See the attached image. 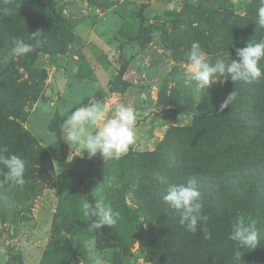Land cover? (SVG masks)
<instances>
[{"label": "rangeland", "instance_id": "1", "mask_svg": "<svg viewBox=\"0 0 264 264\" xmlns=\"http://www.w3.org/2000/svg\"><path fill=\"white\" fill-rule=\"evenodd\" d=\"M259 6V0H0V147L26 162L22 187L0 175V264H91L88 246L104 264H264V134L248 138L242 128L250 119L264 124V81L254 80L260 88L253 90L251 82L217 75L201 89L182 68L193 43L210 61L227 64L237 59L235 48L264 39ZM123 27L141 31L127 39ZM37 30L38 41L31 37ZM13 37L33 50L9 56ZM233 91L235 99L220 111ZM93 98L106 117L120 103L137 111L136 140L119 159L99 153L88 159L71 147L68 153V160L91 161L85 170L98 186L104 177L116 185L124 176L119 196L142 238L121 263L113 262L114 248L97 247L80 193L71 207L59 205L60 145L51 122ZM193 178L207 217L196 233L163 200L169 185ZM240 216L257 221L255 249L228 238Z\"/></svg>", "mask_w": 264, "mask_h": 264}, {"label": "clouds", "instance_id": "2", "mask_svg": "<svg viewBox=\"0 0 264 264\" xmlns=\"http://www.w3.org/2000/svg\"><path fill=\"white\" fill-rule=\"evenodd\" d=\"M259 5L256 23L260 28H264V0H259ZM156 35L159 37V33ZM41 36V30L31 34L32 39L37 41ZM32 50L33 45L21 38L13 37L8 55L24 56ZM235 55L237 59H231L227 64L219 57L212 62L200 45L193 43L185 52L186 62L182 64V68L186 78L195 82L201 89H208L212 83L217 82V75H226L234 82H251L264 76V69L260 66L261 60H264V39L259 41L250 39L245 47L235 48ZM235 97L236 92H231L221 103L220 111L227 108ZM136 119V109L123 103L117 104L112 115L106 117V109L93 98L87 105L76 108L68 115L62 125L63 140L69 147L79 148L83 154L86 152L88 159L94 158L98 153L103 160L119 159L136 140ZM90 128H95L96 131L92 132ZM25 163L20 156L9 153L6 147H0V166H2L0 175L3 176V183L22 187L25 184ZM114 179V177H104L103 182L99 184L100 190L111 189L114 186ZM163 200L178 213L180 225L188 232L196 233L201 222L207 220L202 213L201 194L194 178L183 184L169 185ZM82 210L84 216L95 218L89 226V231L113 227L120 218V213L103 197L91 203L84 200ZM228 238L236 242L239 248H257L260 243L257 221L244 216L238 217L232 225ZM135 247H139L138 241ZM86 253L91 264H104L103 258L91 246L86 247ZM241 257L242 253L238 250L233 259L238 261Z\"/></svg>", "mask_w": 264, "mask_h": 264}, {"label": "trees", "instance_id": "3", "mask_svg": "<svg viewBox=\"0 0 264 264\" xmlns=\"http://www.w3.org/2000/svg\"><path fill=\"white\" fill-rule=\"evenodd\" d=\"M140 31L141 29L137 27H123L120 29V34L127 39H134L140 34ZM261 78L264 81V76ZM251 88L253 90L259 89L260 85L251 81ZM258 97L260 98V96ZM75 109L76 108H73L63 116H56L50 126L60 145L59 164L61 166V187L59 192V205L63 208L71 207L72 201L70 198L76 192L81 194L82 204L84 200L91 203L101 197L111 203L113 209L120 213V218L117 224L113 227H103L93 231H89L88 229V231L95 235L96 245L99 249L114 248L113 262L121 263L122 259L130 254L131 248L134 247L136 242L141 240L142 233L133 224L129 213L126 210L127 205L125 199L119 196L120 193L123 194L125 192L123 175H119L117 177L118 183L111 189H108L109 194H104L94 178H90L85 170L84 165L85 163H91L90 160L83 161L78 157L68 160L69 145L63 140L62 125L68 115H70ZM242 128L244 132L248 133V138L252 133L256 135H260L261 133L264 134V124L255 123L252 119H250L247 124L243 125ZM121 208H123L124 215L121 214ZM90 218L91 221L95 219L91 216ZM225 226L229 225L225 224Z\"/></svg>", "mask_w": 264, "mask_h": 264}]
</instances>
